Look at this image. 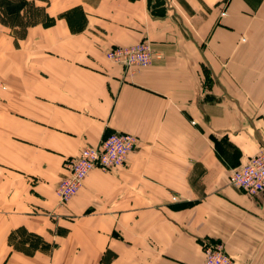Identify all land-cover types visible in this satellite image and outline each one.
<instances>
[{"label":"crops","instance_id":"crops-1","mask_svg":"<svg viewBox=\"0 0 264 264\" xmlns=\"http://www.w3.org/2000/svg\"><path fill=\"white\" fill-rule=\"evenodd\" d=\"M35 4L0 61V264H196L207 242L264 264V191L228 181L264 145V0ZM143 39L145 67L105 56ZM111 131L137 138L125 166L62 202L64 159Z\"/></svg>","mask_w":264,"mask_h":264},{"label":"built area","instance_id":"built-area-1","mask_svg":"<svg viewBox=\"0 0 264 264\" xmlns=\"http://www.w3.org/2000/svg\"><path fill=\"white\" fill-rule=\"evenodd\" d=\"M106 57L127 67H144L151 63L153 51L148 41L134 45L116 46L106 51ZM136 136L122 131H111L96 146H85L77 155L63 161L64 174L56 186V194L62 202L73 197L93 169L109 171L125 166L128 155L134 149ZM230 184L248 195L264 191V145L244 163L230 169ZM203 258L196 264H233L219 242H207L202 247Z\"/></svg>","mask_w":264,"mask_h":264},{"label":"trees","instance_id":"trees-1","mask_svg":"<svg viewBox=\"0 0 264 264\" xmlns=\"http://www.w3.org/2000/svg\"><path fill=\"white\" fill-rule=\"evenodd\" d=\"M45 22L44 7L35 4V0H0V23L9 27L13 35L20 39L25 37L29 26ZM13 235L14 233L11 232L9 240ZM28 240L31 242L25 245ZM18 241L22 244L21 248L24 252L31 253L30 249L36 248L43 239L37 234L25 232Z\"/></svg>","mask_w":264,"mask_h":264},{"label":"rangeland","instance_id":"rangeland-1","mask_svg":"<svg viewBox=\"0 0 264 264\" xmlns=\"http://www.w3.org/2000/svg\"><path fill=\"white\" fill-rule=\"evenodd\" d=\"M221 14H223V12L221 13ZM27 33V32H26ZM26 36V35H25ZM25 38V37H24ZM20 38H18V37H16V36H14L13 35V33H12V30L9 28V27H7V26H5V25H3V24H1L0 23V61H5V59H4V57L6 58V62H8V61H10V59H12V57L14 56V54H13V51L15 50V49H18V48H20V47H22L23 46V42L21 41V40H19ZM23 39V38H22ZM145 42V39H143V40H141V41H138V42H136V43H139V42ZM147 41V40H146ZM149 42V41H148ZM136 43H134V44H136ZM134 44H131V45H134ZM149 44H150V42H149ZM5 46V48H2L1 46ZM116 46H128V45H113L112 47H116ZM150 46H151V44H150ZM112 47H110V48H112ZM152 48V47H151ZM109 49V48H108ZM107 49V50H108ZM106 50V51H107ZM3 51H5V52H3ZM105 56H106V52H105ZM107 58V57H106ZM108 59V58H107ZM108 60H110V59H108ZM111 61V60H110ZM113 62V61H112ZM114 63V62H113ZM117 64V63H116ZM124 66V65H123ZM125 67H127V66H125ZM145 67V66H144ZM7 78V77H6ZM10 82V84H12V80L11 81H9ZM4 83H3V81H0V93H3V94H5L6 92H8V90H7V87L6 86H4L3 85ZM13 91V87L11 86V90H9V92H12ZM123 132V131H122ZM103 138V137H102ZM136 144H137V140H136ZM136 144H135V146H136ZM135 148V147H134ZM134 150V149H133ZM132 150V151H133ZM131 151V152H132ZM79 152V151H78ZM130 152V153H131ZM78 154V153H77ZM76 154V155H77ZM74 156V155H73ZM70 157V156H69ZM68 158V157H67ZM66 159V158H65ZM64 159V160H65Z\"/></svg>","mask_w":264,"mask_h":264}]
</instances>
